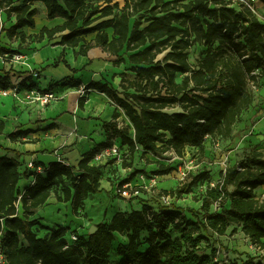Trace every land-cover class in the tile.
<instances>
[{
  "label": "trees",
  "instance_id": "1",
  "mask_svg": "<svg viewBox=\"0 0 264 264\" xmlns=\"http://www.w3.org/2000/svg\"><path fill=\"white\" fill-rule=\"evenodd\" d=\"M36 1L45 4L49 19L65 20L27 35L22 29L36 26ZM112 2L23 0L16 4V0H0V14L4 11L8 18H16L11 27L0 26L9 38L52 42L59 35L58 43L64 49L51 65L71 67L66 59L68 47L76 57L101 47L117 57L115 65L126 63L125 53H129L130 70L136 74L134 79L122 76L121 90L109 82L91 81L78 101L84 108L91 89L106 93L129 118L134 137L129 124L120 125L121 114L115 111L113 120L104 122L106 142L84 153L77 166L55 161L43 165L44 173L34 169L35 183L23 192L18 186L24 174L20 171L21 154L8 157L0 152V239L8 264H221L214 261L215 250L207 253L200 246L206 239L202 232L223 236L232 224L240 226L254 245L264 248V199L256 193L264 185V151L256 148L228 165L215 185H207L199 200L201 207L187 208L192 217L174 204H160L158 210L145 204L141 210L118 212L111 220L96 223L94 234L75 231V241L66 236L67 227L52 228L33 218L53 194L60 202L70 201L73 214L80 216L85 200L102 191L105 165L92 161L101 150L112 147L116 138L121 139V150L128 148L125 154L141 147L144 153L173 149L179 156L188 146L202 148L207 137L231 138L235 125L254 102L252 83L258 86L264 77V23L245 2L239 1L241 8L225 0H215L214 7L208 0ZM110 28L112 35L107 31ZM92 34L95 38L88 40ZM197 41L206 50L195 66L188 50ZM0 51L19 53L4 47ZM31 78L24 79L21 86ZM61 85L79 88L82 82L70 78ZM10 86V73H0V89ZM4 128L2 121L0 133ZM27 133L16 131L10 138ZM161 168L157 175L173 170ZM76 171L83 174L78 176ZM139 172L134 170L119 185L130 183ZM203 177L208 179L209 174ZM197 184L193 178L181 188L163 193L181 198ZM43 229L50 232L40 236ZM118 234H125L127 242L116 243ZM114 251L118 260H112ZM242 264L264 262L249 257Z\"/></svg>",
  "mask_w": 264,
  "mask_h": 264
},
{
  "label": "crops",
  "instance_id": "2",
  "mask_svg": "<svg viewBox=\"0 0 264 264\" xmlns=\"http://www.w3.org/2000/svg\"><path fill=\"white\" fill-rule=\"evenodd\" d=\"M22 1L16 0V4H20ZM93 1L95 2V0ZM42 4L44 3L41 1L34 3V7L38 9L35 17L36 26L24 27L22 30L27 35L38 34L44 26L54 27L62 24L65 20L62 17L49 19L47 9ZM40 12L44 16V20L41 23L37 19ZM1 16V27L9 28L16 23V18H8L4 11L1 12ZM110 30H112L113 34V29L107 30L111 35ZM87 38L88 40H93L95 34L89 35ZM59 41L60 37L57 35L52 42H49L48 39L43 42H37L34 38L21 42L20 39H11L5 32L0 31V48L4 47L9 51L18 50L19 53L25 56L24 62L16 63L0 57V73L9 72L12 85L18 76L26 79L31 71L38 70L40 76L26 80L22 89H30L29 85L32 84L35 86L33 88L41 91L53 86L52 91L60 97L57 102L40 107H36V104L28 99L20 101L12 96L0 97V122L3 121L5 123V128L0 133V146H2L0 152L8 157H16V152L21 154L19 159L20 163H22L20 171L24 172V174L18 186L22 192L35 183V170L28 168V162H37L41 164L42 168L43 165H49L55 161H63L77 166L84 153L96 147L97 144L107 141L108 137L104 122L113 120L115 111L121 114L120 125L126 124V122H122L124 121L122 119L123 115H126L123 109L118 107L104 92L91 89L85 107L80 108L78 103L79 98L84 94L85 86L91 81L109 82L114 88L121 90L120 84L123 75L134 79L128 75L126 63L115 65L114 61L117 57L106 52L101 47L92 48L88 55H79L78 57L75 56L74 49L68 47L66 48V59L71 67L62 63L59 66H50L64 49L58 43ZM70 78L80 80L82 85L79 88L61 85L63 80ZM244 113L241 118L245 115L246 122L249 121L255 111L251 107ZM16 131H28V133L20 135L13 140L10 138V134ZM234 131L236 132V130ZM114 142L117 145L122 143L119 138L114 139ZM125 147L122 150L124 151L123 157L121 156V158L115 160L122 161L124 158H128L129 154H125L128 148ZM92 163L95 164V162ZM117 183L115 182L116 186ZM101 184L102 191L85 200V206L81 210L80 216L73 214V207L70 201L60 202L53 194L47 204L37 210L33 218H39L43 224L52 228L67 227L66 236L69 237L75 231L87 234L90 227L88 224L89 218L93 217V215L95 217V214H92V210L94 209V203L98 201H100L99 205L102 206L101 203L103 201L109 207L111 215L110 217L108 216V220H111L118 212H130L133 209L141 210L145 204L152 206L155 210L159 209L160 205L155 208L148 201V198L144 197L133 200L114 198L111 190L106 187L103 178ZM110 184L112 185L111 182ZM256 193L257 195L264 194V187H258ZM110 195L112 198H108ZM198 198L200 200V197ZM176 206L178 207L177 204ZM48 232L50 231L47 230Z\"/></svg>",
  "mask_w": 264,
  "mask_h": 264
},
{
  "label": "rangeland",
  "instance_id": "3",
  "mask_svg": "<svg viewBox=\"0 0 264 264\" xmlns=\"http://www.w3.org/2000/svg\"><path fill=\"white\" fill-rule=\"evenodd\" d=\"M104 1L105 0H95L96 4H103ZM112 1V4L119 2L121 5H124L125 3V0ZM208 1L211 7L216 6L215 0ZM225 1L238 8H241L239 1L245 2L246 6H248L246 2H253L252 6L257 12L255 13L256 16L264 23L263 0ZM42 6L46 7L44 4H42ZM37 19L40 23L43 22L44 16L42 12L38 14ZM0 22H2V20H0ZM110 33L112 35V30H110ZM205 50L206 46L197 41L188 50L191 63L195 66L198 65V62L203 58V52ZM125 54L127 58L126 68L128 69V75L135 78V72L130 70L132 64L128 60L129 53ZM163 57L164 55L160 56V58ZM257 72H260V69L257 70ZM181 79L182 76L180 75L179 80ZM253 91L254 102L251 107L254 108L255 113L251 115L252 117L246 122L244 115L239 122L241 124L238 123L235 125L234 130H236V132L234 131L232 137L229 139L207 137L204 139L202 148L188 146L182 156H179L173 149L144 153L140 147L135 153H128V158H124L122 161L110 159L108 162L103 163L105 165L103 168V180L106 187L111 190V194L114 195L113 197L121 200L142 199V197L148 198V201L151 202L155 208L160 204H164V206L177 204L188 216L192 217L191 213L187 211V208L192 207L199 209L201 207V202L198 197H201L205 193L209 183L215 184L221 179V175L225 172L228 165H233L240 161L244 154L251 148L264 151V77L260 79V83ZM122 119L124 120L122 122H126V124L130 125V135L134 137L133 126L129 118L123 115ZM119 120L121 122V118ZM126 124L124 123L123 125ZM158 144L162 145L161 142ZM100 164L102 165V163ZM161 165L172 168L173 170L165 175H157L156 172L163 169ZM134 170H140V172L130 183L120 186L119 184L122 181L121 178H123V180L128 178ZM205 174H209L208 179L203 177ZM193 178H197L198 184L192 189L191 194H184L183 197L176 198L163 193L164 190L175 191L181 188L186 182H190ZM115 182H118L117 186ZM259 187H264V185ZM120 188L122 190L127 189L130 196L123 197L120 195V193H118ZM137 190L139 193H136ZM258 197L264 199V194H258ZM108 198H112L111 195ZM99 202L100 201L94 203L92 214H95V217L93 215V217L89 218L88 224L90 226L104 219L108 220V216L110 217L111 215L109 207L104 204L103 201L101 203L102 206L99 205ZM213 210H216V206L213 207ZM99 216H101V218H99ZM46 233L47 230H41L39 235L44 236ZM87 233H89V229ZM202 233L206 236V239L202 241L200 246H202L207 253H211L215 250V262H220L221 264L237 262L242 264V262L249 257H254L255 262H264V248L254 245L251 239L242 232V228L236 224H232L227 233L223 236L213 231ZM173 235L176 236L175 233H173ZM72 237L73 236L70 235L68 238L72 241ZM118 242H127L126 235L118 234L116 243ZM143 248L145 249V246ZM111 257L112 260H118L119 258L115 251L112 253Z\"/></svg>",
  "mask_w": 264,
  "mask_h": 264
},
{
  "label": "built area",
  "instance_id": "4",
  "mask_svg": "<svg viewBox=\"0 0 264 264\" xmlns=\"http://www.w3.org/2000/svg\"><path fill=\"white\" fill-rule=\"evenodd\" d=\"M256 1V0H253ZM248 4V6L252 9V11L254 13H257L256 10L253 8L252 4L253 2H246ZM0 20H2V16L0 14ZM0 57L12 62V63H16V62H24V54L22 53H15L10 55L9 53H5L3 54L0 51ZM256 73V72H254ZM32 77H39L40 76V72L38 70H33L31 71L30 75ZM24 78L21 76H18V78H16V80H14L13 84L6 89H0V97H8V96H12L13 98H16L18 100H22L25 101L26 99L30 100L31 102H34L36 104V107H40V106H48L50 104H52L53 102H57L59 100V95H57L55 92L51 91V92H43L41 90H37L35 88H30V89H22V82H23ZM252 88L256 89L257 86L252 83ZM23 94V96H22ZM123 155V151L121 150V148L119 147V145H117L114 142V145L112 147H108L105 148L103 150H101V152H99L95 158L93 159L92 162H95V164H100V163H104V162H108L110 159H119L121 158V156ZM123 157V156H122ZM28 168H32V169H36L39 172L43 171L42 166H36L35 163L33 161L28 162ZM212 185H215L214 183H211ZM120 193V195H122L123 197H129V191L127 189L122 190L121 188L118 190ZM136 193H139V191L137 190ZM135 193V194H136ZM134 194V195H135ZM72 239L75 241L77 239V237L75 235H72ZM0 264H8V260H7V254L5 249L3 248V246L1 245V239H0Z\"/></svg>",
  "mask_w": 264,
  "mask_h": 264
},
{
  "label": "water",
  "instance_id": "5",
  "mask_svg": "<svg viewBox=\"0 0 264 264\" xmlns=\"http://www.w3.org/2000/svg\"><path fill=\"white\" fill-rule=\"evenodd\" d=\"M76 175L81 176L83 174L82 171H76L75 172ZM97 231V225L96 224H92L89 228V233L90 234H94Z\"/></svg>",
  "mask_w": 264,
  "mask_h": 264
},
{
  "label": "bare ground",
  "instance_id": "6",
  "mask_svg": "<svg viewBox=\"0 0 264 264\" xmlns=\"http://www.w3.org/2000/svg\"><path fill=\"white\" fill-rule=\"evenodd\" d=\"M133 133H134V128H133Z\"/></svg>",
  "mask_w": 264,
  "mask_h": 264
}]
</instances>
